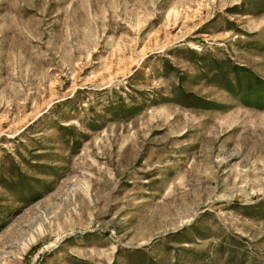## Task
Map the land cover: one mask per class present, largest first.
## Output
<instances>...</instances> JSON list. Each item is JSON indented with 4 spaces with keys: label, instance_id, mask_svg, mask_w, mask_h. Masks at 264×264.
I'll return each instance as SVG.
<instances>
[{
    "label": "rangeland",
    "instance_id": "1",
    "mask_svg": "<svg viewBox=\"0 0 264 264\" xmlns=\"http://www.w3.org/2000/svg\"><path fill=\"white\" fill-rule=\"evenodd\" d=\"M0 264H264V0H0Z\"/></svg>",
    "mask_w": 264,
    "mask_h": 264
}]
</instances>
